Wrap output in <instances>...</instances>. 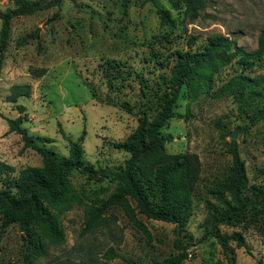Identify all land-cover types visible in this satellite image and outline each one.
Instances as JSON below:
<instances>
[{
  "label": "rangeland",
  "instance_id": "rangeland-1",
  "mask_svg": "<svg viewBox=\"0 0 264 264\" xmlns=\"http://www.w3.org/2000/svg\"><path fill=\"white\" fill-rule=\"evenodd\" d=\"M202 1L203 9L193 15L183 4L174 10L168 0H63L59 8L13 18L0 67V161L16 171L42 165L38 153L23 148L20 135L8 132L6 121L18 117L14 104L6 102L10 87L29 84L30 97L17 101L26 107L21 127L28 136L66 157L68 140L76 141L85 131V162L95 168L123 165L127 154L115 144L134 131L139 117L151 120L160 108L158 98L170 86L176 52L200 50L212 35L229 37L248 53L258 49L264 0ZM10 8L9 0H0V11ZM158 9L170 11L174 26L160 24ZM37 29L39 40L17 44ZM239 71L235 62L221 68L212 90ZM245 73L264 74V53ZM174 114L163 129L172 137L166 152L195 153L200 162L186 226L192 240L180 238L188 252L183 264H227L215 239H201L206 202L213 201L210 190L227 175L232 140L249 185L264 187V117L251 122L232 97L210 93L190 100L184 92ZM70 181L81 202L59 215L64 241H46L47 254L37 256L38 234L28 237L15 223L0 227V264H152L178 252L173 224L139 215L145 233L119 206L107 209L95 227L86 229L91 208L100 206L116 183L89 180L77 172ZM222 230L241 232L248 245L247 253L232 243L236 264H264V215ZM110 249L117 257L106 256Z\"/></svg>",
  "mask_w": 264,
  "mask_h": 264
},
{
  "label": "trees",
  "instance_id": "trees-1",
  "mask_svg": "<svg viewBox=\"0 0 264 264\" xmlns=\"http://www.w3.org/2000/svg\"><path fill=\"white\" fill-rule=\"evenodd\" d=\"M62 1L9 0L12 8L0 11V67L11 20L59 8ZM71 1L75 3L76 0ZM168 1L174 10H180L183 4L185 10L191 11L193 15L203 9L202 0ZM158 16L161 25L174 26L175 21L169 10L158 9ZM56 17L57 13L52 19ZM29 39L39 40L38 29L25 35L17 44L20 46ZM263 53L264 31L260 35L258 49L251 53L245 52L232 39L223 35L207 37L203 48L195 52H176L174 64L170 68V86L158 98L160 108L151 120L139 117L134 131L115 144L117 149L127 154L123 165L117 168H95L85 162L82 146L85 131L76 141L68 140L66 157L58 156L54 150L28 136L21 127L26 117V107L17 101L30 97L31 86H11L6 102L14 104L18 117L6 120L8 132L20 135L23 148L38 153L42 165L16 171L13 166L0 161V227L15 223L28 237L38 234L41 239H38L33 249L37 256H45L46 241L50 244L64 241L59 215L81 202L70 181L71 175L77 172L89 180H112L116 183L115 191L100 206L91 208L86 229L95 227L102 214L112 206H119L128 220L145 233L147 230L139 215L171 223L179 239L176 244L178 252L154 260L152 264H183L188 252L180 238L192 240L186 232V226L192 215V193L199 179L200 162L195 153H167L165 144L172 137L164 135L163 129L174 118V110L183 92L190 100L210 93L215 98L232 97L251 122L264 117V74L251 76L245 73L255 62L260 61ZM233 62L241 66V71L213 91L215 75ZM240 129L244 130L245 126ZM228 152L231 165L225 178L209 192L213 201L206 202L207 213L202 222L201 239H215L227 264H236L232 243L243 247L247 253L248 245L241 232L227 233L222 229L239 227L256 216L264 215V187L249 185L245 164L235 140L231 141ZM106 256L110 259L117 257L112 249L106 252ZM25 264L30 262L26 261Z\"/></svg>",
  "mask_w": 264,
  "mask_h": 264
},
{
  "label": "water",
  "instance_id": "water-1",
  "mask_svg": "<svg viewBox=\"0 0 264 264\" xmlns=\"http://www.w3.org/2000/svg\"><path fill=\"white\" fill-rule=\"evenodd\" d=\"M235 136H236V133H235V132H233V133H232V135H231V137L234 139V138H235Z\"/></svg>",
  "mask_w": 264,
  "mask_h": 264
}]
</instances>
